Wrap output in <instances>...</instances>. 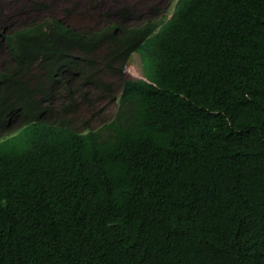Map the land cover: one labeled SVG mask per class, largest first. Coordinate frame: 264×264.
Here are the masks:
<instances>
[{
	"label": "trees",
	"instance_id": "1",
	"mask_svg": "<svg viewBox=\"0 0 264 264\" xmlns=\"http://www.w3.org/2000/svg\"><path fill=\"white\" fill-rule=\"evenodd\" d=\"M114 13L130 15L0 31L1 128L30 119L0 139V264H264V0H177L137 27ZM134 52L114 119L45 120L62 91L71 122L86 87L119 96L103 76Z\"/></svg>",
	"mask_w": 264,
	"mask_h": 264
},
{
	"label": "rangeland",
	"instance_id": "2",
	"mask_svg": "<svg viewBox=\"0 0 264 264\" xmlns=\"http://www.w3.org/2000/svg\"><path fill=\"white\" fill-rule=\"evenodd\" d=\"M30 1L34 4H29ZM37 1L41 0H0V19L6 21L9 26L7 30H4L0 24V31L3 30L4 35H6L15 29L28 25L33 19L40 20L49 15L61 16L66 19L69 25L75 26L78 30L93 31L108 24L106 18L99 16V14L111 10L113 7L124 6L129 8L130 15L127 16L128 18L124 19L114 14L115 16L111 20L127 27L139 26L147 20L158 18L162 14L171 16L176 2V0H43L47 1L48 6L45 9H38L34 7ZM0 42L4 44L1 36ZM3 51L0 49V56L6 54ZM142 76L141 59L136 53L132 62L125 68L122 77L108 74L103 76V80L110 82L114 93L120 96L124 80ZM75 81L81 82L79 79ZM86 89L89 90L86 100L80 99L81 94H79L78 99L76 98V104H78L76 116L72 115L73 112L66 115L72 117V126L77 129H85L86 125L98 128L103 123L114 119L119 106V96L112 100V94L104 90V85H100L99 89L93 87H86ZM65 95L66 92L62 91V95L58 96V105L65 99ZM55 117L56 115H53L50 119ZM21 125L22 121H18L10 129L16 130Z\"/></svg>",
	"mask_w": 264,
	"mask_h": 264
},
{
	"label": "clouds",
	"instance_id": "3",
	"mask_svg": "<svg viewBox=\"0 0 264 264\" xmlns=\"http://www.w3.org/2000/svg\"><path fill=\"white\" fill-rule=\"evenodd\" d=\"M176 3H177V0H176V2H175V6H176ZM175 6H174V8H173V10H172V12H171V16L173 15V11H174V9H175ZM118 8H120V7H118ZM115 14V13H114ZM113 14V16L111 17L112 19H113V17L115 16V15H118V14H115L114 15ZM118 16H120V15H118ZM171 16H169L168 17V14H162L161 16H159L158 18H170ZM60 18H62L61 16H59ZM120 17H122V16H120ZM122 18H124V19H127L128 17L126 16V17H122ZM157 19V18H156ZM156 19H150V20H147L144 24H141V25H139V26H142V25H145L148 21H153V20H156ZM65 21H66V19H64ZM106 20V19H105ZM107 21V20H106ZM113 21V20H112ZM108 23H110V21H107ZM113 22H115V21H113ZM66 23H67V21H66ZM118 23V22H117ZM120 24V23H119ZM122 25V24H121ZM71 26H73V25H71ZM122 26H124V25H122ZM3 27V26H2ZM73 27H75V26H73ZM125 27H127V26H125ZM132 27H137V26H132ZM103 28V27H102ZM4 30H7L8 29V27L7 28H3ZM75 29H77L78 30V28H76L75 27ZM101 29V28H100ZM97 30V29H96ZM3 31V30H2ZM79 31H87V30H79ZM102 53L103 52H101V51H99V53L97 54V55H100V57L102 56ZM138 54L139 55V53L138 52H134V54H133V57H132V60H133V58H134V55L135 54ZM140 57V56H139ZM98 59H100V58H98ZM82 62H84V61H82ZM132 61H130V63H131ZM128 65H129V63L125 66V68H127L128 67ZM125 71V70H124ZM143 73V72H142ZM73 76H76V75H73ZM143 77V76H142ZM141 78V77H140ZM79 80H81L82 81V79H81V76L78 78ZM130 79H133V78H130ZM135 79H137V78H135ZM118 97V96H117ZM117 97H115V98H117ZM119 98H120V96H119ZM119 98H118V100H119ZM112 100H114V99H112ZM56 109L58 110L57 112H58V114L57 113H53V112H48L46 115H45V120L47 121V122H51V123H54L55 125H60L61 123H63V124H66L65 126H67L68 128L70 127V128H72V123H71V121L69 120V119H67L65 116H64V118H66V119H64L63 117H61L62 115H63V113L60 111V109L58 108V107H56ZM55 109V110H56ZM118 110V109H117ZM61 112V113H60ZM60 113V114H59ZM53 115H56V117L54 118V119H50V117H53ZM30 119H28L27 117H24L23 115L22 116H20L18 119H16V120H14L13 122H11L9 125H8V129L7 130H3L2 128H1V125H0V139L2 138V136H3V138H5L7 135H9V134H15V133H17L18 131H20V129L26 124V122H28ZM18 121H22V125L18 128V129H16V130H12V129H10L14 124H16Z\"/></svg>",
	"mask_w": 264,
	"mask_h": 264
}]
</instances>
